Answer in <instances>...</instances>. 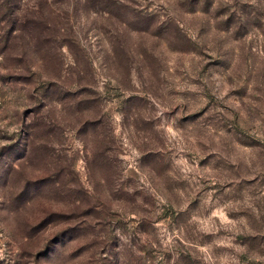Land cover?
I'll return each instance as SVG.
<instances>
[{
  "label": "rangeland",
  "instance_id": "374dc122",
  "mask_svg": "<svg viewBox=\"0 0 264 264\" xmlns=\"http://www.w3.org/2000/svg\"><path fill=\"white\" fill-rule=\"evenodd\" d=\"M0 264H264V0H0Z\"/></svg>",
  "mask_w": 264,
  "mask_h": 264
}]
</instances>
